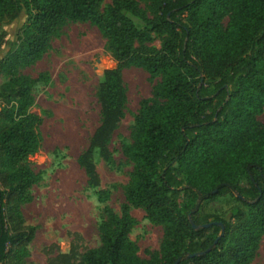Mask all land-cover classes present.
Instances as JSON below:
<instances>
[{
	"label": "trees",
	"instance_id": "obj_1",
	"mask_svg": "<svg viewBox=\"0 0 264 264\" xmlns=\"http://www.w3.org/2000/svg\"><path fill=\"white\" fill-rule=\"evenodd\" d=\"M100 3L0 0V24L27 16L0 56V75L8 78L0 88V264H24L34 235L18 208L39 181L26 159L39 148L41 118L29 112L35 81L20 70L40 60L68 23L94 26L116 62L103 72L101 122L79 159L90 185H97L92 151L108 159L106 146L123 117L121 71L137 67L158 78L151 98L139 104L130 143L122 146L133 164L123 188L126 205L120 215L104 208L100 246L78 264H249L264 237V130L254 121L264 110V0H111L102 14ZM152 34L163 36L156 52L143 50ZM107 196L97 192L101 202ZM224 196L242 208L226 218L199 214ZM129 206L162 228L159 248L146 260L128 240ZM54 260L72 264L73 251Z\"/></svg>",
	"mask_w": 264,
	"mask_h": 264
},
{
	"label": "rangeland",
	"instance_id": "obj_2",
	"mask_svg": "<svg viewBox=\"0 0 264 264\" xmlns=\"http://www.w3.org/2000/svg\"><path fill=\"white\" fill-rule=\"evenodd\" d=\"M111 0H101L102 14ZM139 8L145 11L143 2ZM227 18L222 20L225 27ZM27 16L21 15L11 22L0 24L3 45L0 56L16 42L19 31L26 25ZM144 49L156 52L163 36L152 34ZM137 47V46H136ZM116 68L106 41L99 31L88 23H68L49 42L40 60L20 70L34 80L33 103L29 109L41 118L37 128L40 138L38 150L27 157L29 168L39 181L28 189L30 201L18 208L23 224L34 229L27 245L28 257L24 264H58L54 258L73 251L78 264L80 256L100 246L99 225L104 220L105 207L120 215L126 205L123 188L129 180L133 164L123 155L122 146L130 143L139 104L151 98L152 87L158 78L151 79L137 67L121 71L125 90L123 117L116 124L106 146L105 159L94 149L91 162L97 176V185L89 184L79 159L89 149L94 131L101 122V109L97 99L103 72ZM7 77L0 75V88ZM254 121L264 130V110ZM240 186H246L241 179ZM108 193L104 202L97 192ZM180 195L178 204L183 202ZM233 208H242L231 196L215 198L205 203L199 214L228 217ZM134 221L128 240L136 248L139 259H148V252L157 251L162 240V228L148 221L145 213L129 206ZM249 264H264V237L258 243L256 255Z\"/></svg>",
	"mask_w": 264,
	"mask_h": 264
},
{
	"label": "water",
	"instance_id": "obj_3",
	"mask_svg": "<svg viewBox=\"0 0 264 264\" xmlns=\"http://www.w3.org/2000/svg\"><path fill=\"white\" fill-rule=\"evenodd\" d=\"M211 224H208V225H203L202 227H208V226H210ZM214 225H219V226H221V224H219V223H214ZM221 230L223 231V227L221 226ZM198 255H200V253H197V254H194L193 256H198ZM178 263V261L177 262H175V264H177Z\"/></svg>",
	"mask_w": 264,
	"mask_h": 264
}]
</instances>
